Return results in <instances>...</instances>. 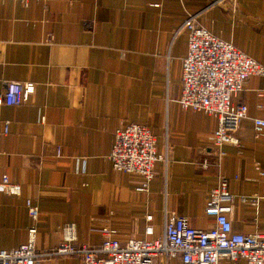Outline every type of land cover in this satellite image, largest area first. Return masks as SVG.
Returning a JSON list of instances; mask_svg holds the SVG:
<instances>
[{"label": "crops", "instance_id": "obj_1", "mask_svg": "<svg viewBox=\"0 0 264 264\" xmlns=\"http://www.w3.org/2000/svg\"><path fill=\"white\" fill-rule=\"evenodd\" d=\"M189 15L264 66V0H0V91L10 80L34 83L26 100L0 104V177L19 184L0 192V248L26 240V199L38 208L34 264H81L77 253L53 252L65 222L91 247L107 229L120 241L162 236L170 214L211 228L205 204L220 176L234 195L232 229L264 230V126L253 123L264 115V73L234 97L247 106L239 144L217 154V115L178 101ZM131 122L166 156L146 189L107 159L114 130Z\"/></svg>", "mask_w": 264, "mask_h": 264}, {"label": "built area", "instance_id": "obj_2", "mask_svg": "<svg viewBox=\"0 0 264 264\" xmlns=\"http://www.w3.org/2000/svg\"><path fill=\"white\" fill-rule=\"evenodd\" d=\"M159 2L154 1V5ZM188 31L187 52L182 58V91L178 101L183 107L203 110L218 117L214 130V149L221 154V145L239 144L237 134L240 121L246 115L244 102L234 101L251 74H263L264 66L230 41L199 25L192 15L182 24ZM32 81H6L0 91V104H14L26 100L33 91ZM254 128L264 126V115L253 119ZM6 130L4 122L2 132ZM154 135L145 124L127 123L114 130L107 154L110 165L141 176L138 189H146L153 176V163L166 159L154 150ZM19 184L6 174L0 177V192L17 193ZM234 195L229 191L228 178L220 176L209 190L205 212L215 217V225L203 229L194 227L187 217L170 214L165 220L162 236L146 239L127 237L123 241L107 229L98 247L75 243V227L65 222L60 227L61 239L54 253H77L81 264H170L179 257L182 264H220L222 259L245 264H264V230L254 233L232 229L229 212ZM32 223L26 229V240L15 247L0 248V264H34L38 255L34 249L38 208L29 199L25 201ZM150 219V215H146ZM151 233L150 224L144 227Z\"/></svg>", "mask_w": 264, "mask_h": 264}]
</instances>
